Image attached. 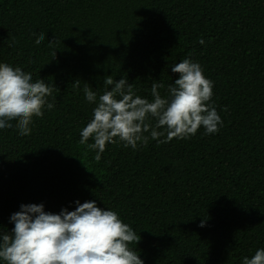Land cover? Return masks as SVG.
Instances as JSON below:
<instances>
[{
    "label": "trees",
    "instance_id": "16d2710c",
    "mask_svg": "<svg viewBox=\"0 0 264 264\" xmlns=\"http://www.w3.org/2000/svg\"><path fill=\"white\" fill-rule=\"evenodd\" d=\"M189 57L214 84L219 132L136 150L117 138L97 161L80 143L85 84L99 95L126 78L151 101ZM0 62L44 79L55 105L29 135L0 130V230L22 204L95 200L133 228L145 264H241L264 248V0H0Z\"/></svg>",
    "mask_w": 264,
    "mask_h": 264
},
{
    "label": "clouds",
    "instance_id": "9594fccd",
    "mask_svg": "<svg viewBox=\"0 0 264 264\" xmlns=\"http://www.w3.org/2000/svg\"><path fill=\"white\" fill-rule=\"evenodd\" d=\"M44 38L41 34L35 43L42 44ZM171 71L178 78L164 97L158 91L164 85L153 82L151 101L136 95L126 78L106 76L105 90L99 95L85 84V99L95 107L81 130L80 143L94 140L88 147L96 151L97 161L106 144L116 143L117 138L124 147L136 150L138 144L147 146L149 139L162 143L190 138L201 127L204 134L219 132L223 119L211 102L214 84L201 64L189 57L171 65ZM52 94L44 79L34 81L21 67L0 62V130L12 127L10 121L15 120L19 135H29L33 117H43L45 108L55 107L48 99ZM75 204V210L65 207L59 213L46 211L43 203L22 204L10 216L14 227L0 230V264H145L130 247L140 238L117 212L99 207L95 200ZM241 264H264V248L244 257Z\"/></svg>",
    "mask_w": 264,
    "mask_h": 264
}]
</instances>
